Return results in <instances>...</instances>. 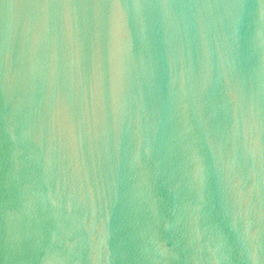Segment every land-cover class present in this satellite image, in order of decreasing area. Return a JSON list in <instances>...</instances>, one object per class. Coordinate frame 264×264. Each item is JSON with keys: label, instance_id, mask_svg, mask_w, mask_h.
I'll list each match as a JSON object with an SVG mask.
<instances>
[{"label": "water", "instance_id": "water-1", "mask_svg": "<svg viewBox=\"0 0 264 264\" xmlns=\"http://www.w3.org/2000/svg\"><path fill=\"white\" fill-rule=\"evenodd\" d=\"M0 264H264V0H0Z\"/></svg>", "mask_w": 264, "mask_h": 264}]
</instances>
